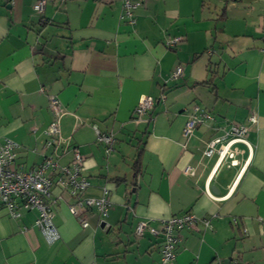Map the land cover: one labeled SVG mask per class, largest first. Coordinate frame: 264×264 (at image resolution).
<instances>
[{
  "label": "crops",
  "instance_id": "1",
  "mask_svg": "<svg viewBox=\"0 0 264 264\" xmlns=\"http://www.w3.org/2000/svg\"><path fill=\"white\" fill-rule=\"evenodd\" d=\"M36 1L0 0V136L19 143L18 163L40 164L58 97L68 111L62 134L86 158L85 195L106 189L112 206L104 219L89 211L84 228L64 194L55 216L62 237L49 245L36 212L14 220L0 202V264H161L162 239L138 238L135 226L185 212L211 227L184 229L171 264H264V0H146L134 26L120 18L121 0L49 2L42 15ZM176 36L183 42L168 48ZM179 65L183 75L169 80ZM146 94L155 105L137 123ZM195 105L214 120L185 138ZM252 114L238 165L204 155ZM94 125L114 135L110 153Z\"/></svg>",
  "mask_w": 264,
  "mask_h": 264
},
{
  "label": "built area",
  "instance_id": "2",
  "mask_svg": "<svg viewBox=\"0 0 264 264\" xmlns=\"http://www.w3.org/2000/svg\"><path fill=\"white\" fill-rule=\"evenodd\" d=\"M68 0H37L34 9L43 14L49 2L63 3ZM122 13L120 18L134 26L137 23L136 11L144 5L146 0H121ZM184 37L176 36L168 38L165 42L168 48H175L183 42ZM184 73V67L179 65L169 76V80H178ZM155 105V98L151 95L140 97L133 111L134 120L137 123L143 121L151 113ZM50 110L52 120L44 130L47 135L45 150H51L44 156L43 161L37 166H24L18 163L19 143L9 137L0 136V202L7 209L14 220H19L25 212H36L34 225L40 230L45 241L49 245L57 243L61 239V232L55 222L56 207L64 194L74 199L68 203L70 212L79 218L82 227L89 226L87 213L96 211L102 219L106 218L112 206L109 192L105 189L102 197H89L85 193L91 186L90 180L83 175L86 158L79 147L71 144L69 138L62 134L61 121L67 114V109L56 96L50 98ZM214 120L210 110L195 105L190 114L183 136L189 138L197 126L210 123ZM257 122V116L252 114L246 123L231 124L223 134L212 138L204 150L206 157L217 155V165L227 162L229 166L238 165L237 158L241 150L239 143L248 144L247 136L250 125ZM97 134V142L105 146L106 153L113 150L116 139L112 134L102 133L97 125H94ZM250 146V145H249ZM71 152V161L63 164L59 161L58 151ZM251 152L252 149H251ZM58 189L61 194H55ZM199 223L211 227L207 218L185 212L165 218L159 221L153 219H140L135 226V235L138 238L146 234L162 239L161 264H171L176 260L178 244L181 240V232L186 229H197ZM24 231L27 227L22 228ZM231 264H244L234 259Z\"/></svg>",
  "mask_w": 264,
  "mask_h": 264
},
{
  "label": "trees",
  "instance_id": "3",
  "mask_svg": "<svg viewBox=\"0 0 264 264\" xmlns=\"http://www.w3.org/2000/svg\"><path fill=\"white\" fill-rule=\"evenodd\" d=\"M141 164H140V159L137 158L136 162H135V175L137 176L139 173H140V169L138 167H140Z\"/></svg>",
  "mask_w": 264,
  "mask_h": 264
},
{
  "label": "water",
  "instance_id": "4",
  "mask_svg": "<svg viewBox=\"0 0 264 264\" xmlns=\"http://www.w3.org/2000/svg\"><path fill=\"white\" fill-rule=\"evenodd\" d=\"M213 190L216 191V192H218V190H217L216 187H213ZM224 264H231V263H230V260H226V261L224 262Z\"/></svg>",
  "mask_w": 264,
  "mask_h": 264
}]
</instances>
